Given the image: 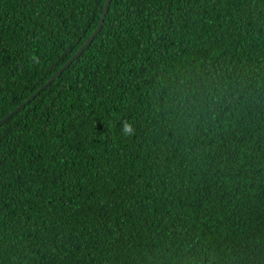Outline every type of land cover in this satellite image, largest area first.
Masks as SVG:
<instances>
[{
    "label": "trees",
    "instance_id": "1",
    "mask_svg": "<svg viewBox=\"0 0 264 264\" xmlns=\"http://www.w3.org/2000/svg\"><path fill=\"white\" fill-rule=\"evenodd\" d=\"M106 0H0V120ZM0 264H264V0H111L0 126Z\"/></svg>",
    "mask_w": 264,
    "mask_h": 264
},
{
    "label": "water",
    "instance_id": "2",
    "mask_svg": "<svg viewBox=\"0 0 264 264\" xmlns=\"http://www.w3.org/2000/svg\"><path fill=\"white\" fill-rule=\"evenodd\" d=\"M111 0H106L104 12L102 19L94 31V33L86 40V42L79 48V50L62 66V68L57 71L43 86H41L36 92H34L28 99H26L22 104L17 106L13 111H11L7 116H5L2 120H0V126L5 123L9 118H11L15 113H17L19 110H21L27 103H29L31 100H33L37 95H39L50 83H52L55 79L59 77V75L66 69L68 68L71 63L79 57L82 52L85 50L87 46H89L95 39V37L98 35L100 30L102 29L105 19L108 13L109 5H110Z\"/></svg>",
    "mask_w": 264,
    "mask_h": 264
}]
</instances>
